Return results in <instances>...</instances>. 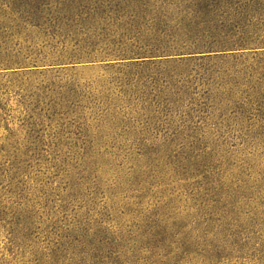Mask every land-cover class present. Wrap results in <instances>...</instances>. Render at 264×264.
I'll return each mask as SVG.
<instances>
[{"label": "rangeland", "instance_id": "1", "mask_svg": "<svg viewBox=\"0 0 264 264\" xmlns=\"http://www.w3.org/2000/svg\"><path fill=\"white\" fill-rule=\"evenodd\" d=\"M250 2L0 0V264H264Z\"/></svg>", "mask_w": 264, "mask_h": 264}, {"label": "trees", "instance_id": "2", "mask_svg": "<svg viewBox=\"0 0 264 264\" xmlns=\"http://www.w3.org/2000/svg\"><path fill=\"white\" fill-rule=\"evenodd\" d=\"M261 0H251V2H252V4L251 5H255L256 7H259L260 5L262 6V4H261V2H260ZM250 2V3H251ZM249 5V4H248ZM248 5H246V7H248ZM249 9H250V7H249ZM249 9L247 10V11H249Z\"/></svg>", "mask_w": 264, "mask_h": 264}]
</instances>
